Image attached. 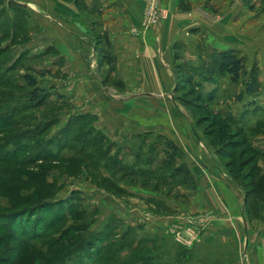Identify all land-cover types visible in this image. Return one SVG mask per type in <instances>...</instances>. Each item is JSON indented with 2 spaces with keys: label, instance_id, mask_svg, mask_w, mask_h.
<instances>
[{
  "label": "rangeland",
  "instance_id": "374dc122",
  "mask_svg": "<svg viewBox=\"0 0 264 264\" xmlns=\"http://www.w3.org/2000/svg\"><path fill=\"white\" fill-rule=\"evenodd\" d=\"M23 1L0 0V121H11L0 133V264H264V0H218L239 1L237 16L210 10L237 35L246 71L259 68L255 96L238 100L246 78L208 81L202 59L177 71V112L191 120L192 135L233 193L218 207L199 206L194 181L192 189L173 177L157 135L117 132L112 140L95 126L89 95L63 92L81 79L62 77L66 63H56L54 48L42 51ZM66 3L84 7L83 0ZM144 21L145 8L143 29L155 27ZM104 64L97 53L86 73H105L104 84L115 85ZM28 75L46 95L41 105L30 98ZM177 163H186L182 151Z\"/></svg>",
  "mask_w": 264,
  "mask_h": 264
},
{
  "label": "crops",
  "instance_id": "0c3cea01",
  "mask_svg": "<svg viewBox=\"0 0 264 264\" xmlns=\"http://www.w3.org/2000/svg\"><path fill=\"white\" fill-rule=\"evenodd\" d=\"M24 1L38 23L42 51L54 48L56 63H66L62 77L81 79L74 89L63 92L80 98L89 95V114L98 118L95 126L112 140L119 132L131 139L150 133L171 141L185 156L196 186L194 201L201 207L228 206L233 193L192 135L191 120L178 114L182 107L173 94L178 67L198 68L200 59L206 60V49L236 51L233 44L237 35L231 38L210 10L216 6L221 13L237 16L241 14L240 2L229 5L218 0H188L189 15L180 9V0H160L165 18L158 26L144 30L146 0H83L84 7L80 4L79 8L63 0ZM84 13L89 16L88 24ZM101 50L113 67L109 76L119 87L104 84L101 76L105 73H86L90 57L96 61ZM106 63L102 68L107 72ZM112 93L118 96L114 98Z\"/></svg>",
  "mask_w": 264,
  "mask_h": 264
},
{
  "label": "trees",
  "instance_id": "16d2710c",
  "mask_svg": "<svg viewBox=\"0 0 264 264\" xmlns=\"http://www.w3.org/2000/svg\"><path fill=\"white\" fill-rule=\"evenodd\" d=\"M65 2H69L71 0H64ZM188 0H180V9L182 11H189ZM204 56L206 60L202 63V71L204 76H206L207 80L210 81L215 76H228L230 78L231 83L237 84L242 78L246 81L244 83V92L240 94L237 98L241 100L243 96H255L257 91L260 88L259 83V68L256 64H253L251 67V71H246V57L240 55L236 51H226V52H217L213 49L204 50ZM100 57L102 60L107 62V64H111L108 62L107 54L105 51H100ZM112 67V66H111ZM113 68V67H112ZM0 71L1 68H0ZM24 81L29 90H31L30 98L32 101H35L38 105L42 104V101L45 100V93L42 92L41 89L37 87L36 81L31 76H25ZM7 82V81H6ZM248 111V110H247ZM256 109L254 112L256 113ZM254 113V114H255ZM91 117V116H90ZM1 119V117H0ZM10 119H5L4 121H0V133H4L5 128L10 125ZM148 135L141 136L140 138H145ZM156 141H162L164 145V154L167 158V162L173 167V177L181 176L184 178V181L192 183L193 178L190 174L189 169L186 164H178L177 161L181 158L180 149L174 145L171 141L167 140L162 136H157ZM1 148V146H0ZM257 153V151H255ZM6 157L9 155L6 154ZM260 157H264V154L258 155ZM194 183H192V189ZM253 192L251 190L245 191V201L246 205H248L249 200ZM248 202V203H247ZM246 207H249L246 206ZM248 209V208H247Z\"/></svg>",
  "mask_w": 264,
  "mask_h": 264
},
{
  "label": "built area",
  "instance_id": "2783aa9c",
  "mask_svg": "<svg viewBox=\"0 0 264 264\" xmlns=\"http://www.w3.org/2000/svg\"><path fill=\"white\" fill-rule=\"evenodd\" d=\"M165 17L164 11L159 7V0H146L145 6V27L158 25Z\"/></svg>",
  "mask_w": 264,
  "mask_h": 264
}]
</instances>
